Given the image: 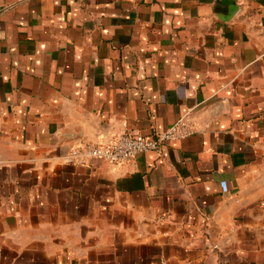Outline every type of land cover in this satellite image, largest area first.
<instances>
[{
  "label": "crops",
  "instance_id": "obj_1",
  "mask_svg": "<svg viewBox=\"0 0 264 264\" xmlns=\"http://www.w3.org/2000/svg\"><path fill=\"white\" fill-rule=\"evenodd\" d=\"M0 264H264V0H0Z\"/></svg>",
  "mask_w": 264,
  "mask_h": 264
},
{
  "label": "built area",
  "instance_id": "obj_2",
  "mask_svg": "<svg viewBox=\"0 0 264 264\" xmlns=\"http://www.w3.org/2000/svg\"><path fill=\"white\" fill-rule=\"evenodd\" d=\"M194 130L189 114H185L171 127L154 137L123 132L111 140L73 146L69 150L66 160L68 163L77 166L87 165L94 160L104 161L112 165H123L141 153H161L164 144L184 139L191 135Z\"/></svg>",
  "mask_w": 264,
  "mask_h": 264
}]
</instances>
